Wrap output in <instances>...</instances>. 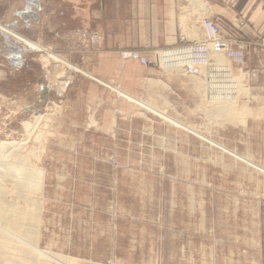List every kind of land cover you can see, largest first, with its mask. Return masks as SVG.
<instances>
[{"label":"rangeland","instance_id":"374dc122","mask_svg":"<svg viewBox=\"0 0 264 264\" xmlns=\"http://www.w3.org/2000/svg\"><path fill=\"white\" fill-rule=\"evenodd\" d=\"M0 31V143H21L17 168L40 183L23 210L39 214V251L85 264H264V72L255 86L243 39L220 32L243 46L236 63L205 29L164 50L203 71L190 106L164 85L167 98L136 97L48 42ZM195 42L208 44V64L179 54Z\"/></svg>","mask_w":264,"mask_h":264},{"label":"crops","instance_id":"0c3cea01","mask_svg":"<svg viewBox=\"0 0 264 264\" xmlns=\"http://www.w3.org/2000/svg\"><path fill=\"white\" fill-rule=\"evenodd\" d=\"M261 3L262 0H0V22L32 40L48 42L50 50L79 65L88 62L82 68L136 97L144 91L160 89L162 97L167 98L171 94H163L165 90L159 86L164 85L175 91L181 99L179 103L197 106L202 102L203 71L178 66L164 50L195 40L192 37L202 38V20L211 17L225 36L237 35L247 43L246 65L253 72L252 83L256 86L258 73L264 72ZM172 66L191 72L180 76L169 70ZM117 119L109 125L114 127Z\"/></svg>","mask_w":264,"mask_h":264},{"label":"bare ground","instance_id":"6f19581e","mask_svg":"<svg viewBox=\"0 0 264 264\" xmlns=\"http://www.w3.org/2000/svg\"><path fill=\"white\" fill-rule=\"evenodd\" d=\"M64 87L60 85L61 91ZM42 116L37 115L32 123L23 122L24 126L28 130L33 129ZM20 144L13 141L0 143V260H4L5 264H85L84 261H69L58 254L37 249L35 222L39 220V214L32 213L26 217L23 210L27 202L37 201L40 183L30 180L23 169L17 168L16 164L22 158L17 149ZM6 178L8 185L4 184ZM30 192L34 195H30Z\"/></svg>","mask_w":264,"mask_h":264},{"label":"built area","instance_id":"2783aa9c","mask_svg":"<svg viewBox=\"0 0 264 264\" xmlns=\"http://www.w3.org/2000/svg\"><path fill=\"white\" fill-rule=\"evenodd\" d=\"M203 26L207 39L216 42L215 50H224L226 56L229 60L233 62H243L244 60V50L243 46L236 44L232 40L226 39L221 35V29L219 25L212 19L205 18L203 21ZM235 45V46H234ZM182 54H187L188 62L192 65L208 64L209 47L206 42L204 43H193L187 50V52H182ZM181 54V55H182Z\"/></svg>","mask_w":264,"mask_h":264}]
</instances>
